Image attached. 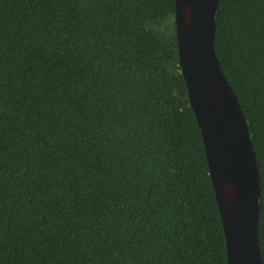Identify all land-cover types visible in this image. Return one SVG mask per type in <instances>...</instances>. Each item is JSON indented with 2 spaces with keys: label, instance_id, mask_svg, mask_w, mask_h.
<instances>
[{
  "label": "trees",
  "instance_id": "16d2710c",
  "mask_svg": "<svg viewBox=\"0 0 264 264\" xmlns=\"http://www.w3.org/2000/svg\"><path fill=\"white\" fill-rule=\"evenodd\" d=\"M174 0H0V264H227ZM264 264V0H218Z\"/></svg>",
  "mask_w": 264,
  "mask_h": 264
},
{
  "label": "water",
  "instance_id": "95a60500",
  "mask_svg": "<svg viewBox=\"0 0 264 264\" xmlns=\"http://www.w3.org/2000/svg\"><path fill=\"white\" fill-rule=\"evenodd\" d=\"M218 0H174L178 63L199 127L227 264H261L258 171L246 121L215 57Z\"/></svg>",
  "mask_w": 264,
  "mask_h": 264
}]
</instances>
